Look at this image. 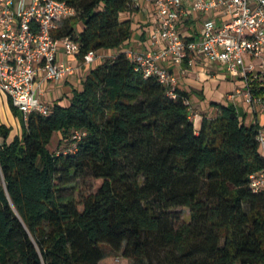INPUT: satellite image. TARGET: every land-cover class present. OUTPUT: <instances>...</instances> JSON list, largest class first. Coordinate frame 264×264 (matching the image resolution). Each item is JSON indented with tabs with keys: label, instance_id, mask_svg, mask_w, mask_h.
<instances>
[{
	"label": "trees",
	"instance_id": "1",
	"mask_svg": "<svg viewBox=\"0 0 264 264\" xmlns=\"http://www.w3.org/2000/svg\"><path fill=\"white\" fill-rule=\"evenodd\" d=\"M59 1L78 12L57 36L79 59L117 53L68 105L20 116L13 140L0 124V264H264V193L250 187L264 169L259 126L229 102H210L197 126L193 91L137 70L123 52L134 0ZM56 135L66 151L51 152ZM86 179L94 190L78 202Z\"/></svg>",
	"mask_w": 264,
	"mask_h": 264
},
{
	"label": "built area",
	"instance_id": "2",
	"mask_svg": "<svg viewBox=\"0 0 264 264\" xmlns=\"http://www.w3.org/2000/svg\"><path fill=\"white\" fill-rule=\"evenodd\" d=\"M134 2L139 9H152V49L123 52L145 78L156 77L172 92L184 90L183 77L198 59H206L225 68L235 84L226 100L239 115L264 117V0ZM77 15L74 7L59 0H0V98L6 95L25 122L52 109L43 101V85L65 83L78 74L83 79L85 71L107 59L100 51L79 59V44L57 36ZM190 111L195 121L192 106ZM254 124L259 126L264 159V121L257 117ZM250 187L264 193V169L250 177Z\"/></svg>",
	"mask_w": 264,
	"mask_h": 264
},
{
	"label": "rangeland",
	"instance_id": "3",
	"mask_svg": "<svg viewBox=\"0 0 264 264\" xmlns=\"http://www.w3.org/2000/svg\"><path fill=\"white\" fill-rule=\"evenodd\" d=\"M82 28H83L82 24L77 26L78 30H82ZM201 72H204L205 74L204 73L201 74ZM226 74L227 71L225 68L215 64H211L206 59L204 60L198 59L196 72L193 75H191L190 76L191 78L189 79H198L200 77V80H202L200 85H203L205 87L204 92L208 101L210 102L212 98L222 99L226 94L232 92L235 89V84L231 81L229 77L226 76ZM48 84L51 85L52 83H46L45 85L42 86V91L44 92V94L53 95L54 91L57 90L61 91V89L57 87L56 89H52L51 88L52 85L48 89L49 86ZM193 93H194L193 95L197 99H200L201 96L199 93H197L196 91H194ZM43 101L45 104L52 105L46 100V98L45 99L43 98ZM191 106H192V111L194 112V116L198 115V118L195 119V122L196 125L199 126L201 120L200 114L206 113L209 115L211 114V112H206L199 105V102L196 103L193 100H191ZM20 116H22V113H20V115H15L11 108L9 99L7 98L6 95H2L0 98V124H4L7 125L9 128H12L13 132L10 140H13V138L17 135H21ZM60 141H61L60 136L56 135L49 146L51 152L58 153L67 150L66 149L67 144L63 143L61 145ZM95 184H96L95 181L91 179L90 180L86 179L84 181L78 182V184L76 185V194H75V197L78 200V202H81L83 198L89 196L93 192ZM178 211L180 212L181 216L185 221L190 220L189 210L179 209ZM117 262H119L120 264H128V262L123 259L122 260L118 259Z\"/></svg>",
	"mask_w": 264,
	"mask_h": 264
},
{
	"label": "crops",
	"instance_id": "4",
	"mask_svg": "<svg viewBox=\"0 0 264 264\" xmlns=\"http://www.w3.org/2000/svg\"><path fill=\"white\" fill-rule=\"evenodd\" d=\"M152 9L146 5H143L142 9L137 14H134L132 16L123 14L122 17L125 18H131L133 21V37L132 40L130 41L129 45L124 47L126 48H131L134 50L138 51H143V52H149L152 49L151 46V41H150V35H151V30H152ZM189 25L191 23H188ZM101 54H103L106 58L114 56L117 51H100ZM103 61L100 62V64ZM197 67V66H196ZM196 67H194L188 76L183 77L181 81V88L186 90V91H196L197 93L200 94V99H197L194 95H192L191 100L194 102L198 103L199 105L205 110L206 112H211V107L209 106L210 102H227L225 100L226 94L222 99L218 98H212L210 102L208 101L206 95H205V90L204 86L200 85L202 80H200V77L198 79H189L191 78L190 76L193 75L196 72ZM88 72L85 71V75H87ZM204 72H201L203 74ZM205 74V73H204ZM81 81L80 75L78 74L77 76H74L70 79H68L65 83H58L54 84L52 83L51 85L48 86L51 87L52 89L59 88L61 91H54L53 95L50 94H45L44 99L51 103L53 105L54 102L59 101L61 105H68L69 104V98L72 95V90L73 89H79L81 87ZM203 96H202V95ZM196 98V99H195ZM240 117L244 119L245 123L247 125L254 124L256 118L258 117L261 121H264V117L262 116H255V115H244L243 113H240ZM201 121V120H200Z\"/></svg>",
	"mask_w": 264,
	"mask_h": 264
}]
</instances>
